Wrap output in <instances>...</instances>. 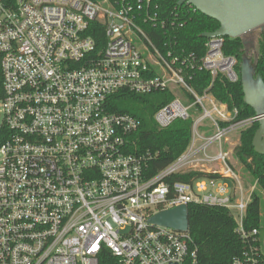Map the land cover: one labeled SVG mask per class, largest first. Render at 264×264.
<instances>
[{
  "label": "built area",
  "instance_id": "1",
  "mask_svg": "<svg viewBox=\"0 0 264 264\" xmlns=\"http://www.w3.org/2000/svg\"><path fill=\"white\" fill-rule=\"evenodd\" d=\"M177 20L161 0H0V264H198L190 228L149 221L190 203L231 212L244 248L229 264H264V235L244 224L258 180L224 146L258 116L237 120L209 90L221 75L239 81L238 59L225 36L207 38L200 58L177 51L157 32ZM197 71L211 76L203 93ZM121 89L170 91L154 114L162 128L194 121L187 149L154 175L157 153L131 151L141 119L107 107ZM192 171L204 176L167 181Z\"/></svg>",
  "mask_w": 264,
  "mask_h": 264
},
{
  "label": "trees",
  "instance_id": "2",
  "mask_svg": "<svg viewBox=\"0 0 264 264\" xmlns=\"http://www.w3.org/2000/svg\"><path fill=\"white\" fill-rule=\"evenodd\" d=\"M163 15L173 19L178 14L175 26L170 23L163 29H158L159 36L170 42H178L175 46L180 52H194L200 58L205 53L207 38L203 33L216 31L220 24L199 10L185 3L178 6V0H161ZM183 25L180 26V23ZM98 48H101L106 37L103 25L94 22L90 28ZM174 47V49H175ZM259 57L256 61V72L264 80V32L259 41ZM243 38L225 36L223 50L227 55L238 59L237 70L240 74L242 58L245 55ZM211 84L208 72L197 71L192 85L199 93H203ZM210 92L220 102L230 108L238 109L237 120L250 119L256 116L255 110L244 100L241 74L238 82H230L225 76H219ZM4 97L3 75L0 63V99ZM173 94L168 91H157L148 94H136L127 89H121L110 96L107 107L116 113H131L139 117L142 124L138 131L131 134V151L136 153L152 152L157 155L150 160L148 174H156L176 160L189 146L192 138L193 119H177L166 127H160L154 119L155 112L170 103ZM259 126L253 121L240 134V143L235 147L236 158L244 165L258 186L253 192L244 220L245 228L252 230L260 228L264 235V155L259 154L253 146V138ZM204 173L192 171L186 174H175L167 181H189L193 177H202ZM189 228L194 243L197 246L198 264H229L233 258L240 255L244 241L235 231L236 221L231 212L223 207L190 203Z\"/></svg>",
  "mask_w": 264,
  "mask_h": 264
},
{
  "label": "water",
  "instance_id": "3",
  "mask_svg": "<svg viewBox=\"0 0 264 264\" xmlns=\"http://www.w3.org/2000/svg\"><path fill=\"white\" fill-rule=\"evenodd\" d=\"M190 3L203 14L216 19L220 26L214 32L203 33L206 38L213 36L241 37L254 29L264 28V0H178V5ZM245 43V42H244ZM241 81L244 100L258 116L259 126L253 138V146L264 155V80L256 72V63L243 56L241 62ZM156 225L176 230L189 229V212L186 205L164 209L150 217Z\"/></svg>",
  "mask_w": 264,
  "mask_h": 264
},
{
  "label": "rangeland",
  "instance_id": "4",
  "mask_svg": "<svg viewBox=\"0 0 264 264\" xmlns=\"http://www.w3.org/2000/svg\"><path fill=\"white\" fill-rule=\"evenodd\" d=\"M262 32H264V28L258 27L256 29H254L251 33H248L243 37V41L245 42V48H244L245 55L250 58L252 64L256 63V61L259 57V54H260L259 53V49H260L259 41H260ZM240 74H241V71H240ZM2 122H3V114L1 111V103H0V127L2 125ZM248 125H249V123L247 124V126ZM247 126H244L243 128H241L237 131H234L230 135L229 142L226 143L224 146L227 147V149H229L231 151V158H232V163H233L234 167L248 181L250 176L247 173H245L246 169L244 168V165L236 158V156L234 154L235 147L240 143V134H241L242 130L245 129V127H247ZM215 145H217V143Z\"/></svg>",
  "mask_w": 264,
  "mask_h": 264
}]
</instances>
